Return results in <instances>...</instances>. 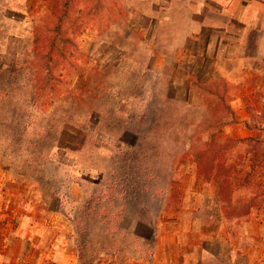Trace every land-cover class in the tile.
Masks as SVG:
<instances>
[{
  "label": "rangeland",
  "instance_id": "obj_1",
  "mask_svg": "<svg viewBox=\"0 0 264 264\" xmlns=\"http://www.w3.org/2000/svg\"><path fill=\"white\" fill-rule=\"evenodd\" d=\"M242 1L0 0V264H264Z\"/></svg>",
  "mask_w": 264,
  "mask_h": 264
},
{
  "label": "crops",
  "instance_id": "obj_2",
  "mask_svg": "<svg viewBox=\"0 0 264 264\" xmlns=\"http://www.w3.org/2000/svg\"><path fill=\"white\" fill-rule=\"evenodd\" d=\"M239 8L238 10L235 11V13H230V12H226V15L229 16H234L236 18H238V20L241 22L242 25H246L248 27H251L253 29V27H255L256 29H263L264 23L262 20L263 16H262V10L264 8V5L256 2V1H242V3H239ZM222 9L224 10V7H222ZM219 24H214V27H219ZM250 28V29H251ZM258 45L260 46V50L262 53L264 50V46H263V42H258ZM259 76L264 78V68L260 67L259 68ZM258 95L259 98H255V105H256V109L258 111L264 110V82L262 83L261 86L258 87ZM248 93H251V91L248 90ZM254 93V92H253ZM255 94V93H254ZM235 107H241V100H239L238 98H236L233 102H232ZM259 106H262L261 108ZM262 124L261 127L264 126V120L262 119Z\"/></svg>",
  "mask_w": 264,
  "mask_h": 264
},
{
  "label": "trees",
  "instance_id": "obj_3",
  "mask_svg": "<svg viewBox=\"0 0 264 264\" xmlns=\"http://www.w3.org/2000/svg\"><path fill=\"white\" fill-rule=\"evenodd\" d=\"M46 30L44 31V34H42V40L40 41V44L38 43V45H36V50L37 49H40L41 50V47H42V44L44 43L45 44V42H46V39H45V34H46ZM41 42H42V44H41ZM219 170L221 171V173H222V175H225V171H226V169L228 168V166H222V165H220L219 166ZM221 175V176H222Z\"/></svg>",
  "mask_w": 264,
  "mask_h": 264
}]
</instances>
